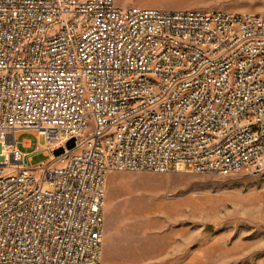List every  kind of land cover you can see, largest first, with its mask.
<instances>
[{"label": "built area", "instance_id": "2783aa9c", "mask_svg": "<svg viewBox=\"0 0 264 264\" xmlns=\"http://www.w3.org/2000/svg\"><path fill=\"white\" fill-rule=\"evenodd\" d=\"M242 169H264V13L0 0V264H101L110 172Z\"/></svg>", "mask_w": 264, "mask_h": 264}, {"label": "rangeland", "instance_id": "374dc122", "mask_svg": "<svg viewBox=\"0 0 264 264\" xmlns=\"http://www.w3.org/2000/svg\"><path fill=\"white\" fill-rule=\"evenodd\" d=\"M121 7L264 13V0H116ZM23 142L24 143L23 146ZM24 167L48 163L44 136L17 138ZM101 264H264V169L230 176L113 171Z\"/></svg>", "mask_w": 264, "mask_h": 264}, {"label": "water", "instance_id": "95a60500", "mask_svg": "<svg viewBox=\"0 0 264 264\" xmlns=\"http://www.w3.org/2000/svg\"><path fill=\"white\" fill-rule=\"evenodd\" d=\"M73 145H74V140H73V139H70V140H68V141L66 142V144H65V148H66V149H71V148L73 147ZM62 152H63V148H62V147H59V148H57V149H54V150L52 151V154H53L54 156H57V155L61 154Z\"/></svg>", "mask_w": 264, "mask_h": 264}, {"label": "crops", "instance_id": "0c3cea01", "mask_svg": "<svg viewBox=\"0 0 264 264\" xmlns=\"http://www.w3.org/2000/svg\"><path fill=\"white\" fill-rule=\"evenodd\" d=\"M24 133H18L17 134V138H18V136H20V135H23ZM23 144V146H24V143H22ZM18 148V147H17ZM23 153V152H22ZM44 154H45V151H44ZM41 163V162H40Z\"/></svg>", "mask_w": 264, "mask_h": 264}]
</instances>
